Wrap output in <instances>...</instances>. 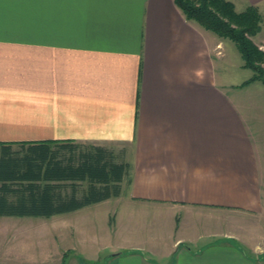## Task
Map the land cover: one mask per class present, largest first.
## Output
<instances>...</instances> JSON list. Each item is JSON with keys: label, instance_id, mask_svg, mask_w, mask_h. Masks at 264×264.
Here are the masks:
<instances>
[{"label": "crops", "instance_id": "0c3cea01", "mask_svg": "<svg viewBox=\"0 0 264 264\" xmlns=\"http://www.w3.org/2000/svg\"><path fill=\"white\" fill-rule=\"evenodd\" d=\"M227 40L174 0H0V143L100 145L128 164L119 196L52 217L63 239L127 197L117 229L136 239L69 264H264V83L241 86ZM1 217L0 264H31L14 251L32 222Z\"/></svg>", "mask_w": 264, "mask_h": 264}, {"label": "trees", "instance_id": "16d2710c", "mask_svg": "<svg viewBox=\"0 0 264 264\" xmlns=\"http://www.w3.org/2000/svg\"><path fill=\"white\" fill-rule=\"evenodd\" d=\"M174 2L188 21L235 44L243 67L253 72L241 86L256 80L264 83V50L250 38L260 30L261 15L256 6L238 12L229 0ZM20 146L23 153L14 152L11 144L0 143V217L49 218L121 193L128 164L117 161L110 148L63 141Z\"/></svg>", "mask_w": 264, "mask_h": 264}, {"label": "rangeland", "instance_id": "374dc122", "mask_svg": "<svg viewBox=\"0 0 264 264\" xmlns=\"http://www.w3.org/2000/svg\"><path fill=\"white\" fill-rule=\"evenodd\" d=\"M237 9L236 11L239 12L240 5L239 0H237ZM259 10V9H258ZM261 20L259 22L260 24V30L253 36H251V40L254 42V44L260 49L264 50V9L260 12ZM228 45V56L231 57V60H233L234 57L231 56V53H235L239 58V61L242 58L239 55V52L235 46V44L227 40ZM236 62V58H235ZM264 67V64H262ZM234 66L230 65L229 70H232ZM237 67H235L236 71ZM253 72L249 69L240 68V71L238 75L240 76V80H244L249 78ZM260 86L261 84H256ZM261 87V86H260ZM264 88V87H263ZM80 149V148H76ZM116 149V148H115ZM12 150L14 152H20L23 153L24 148H22L19 145L12 146ZM117 150V149H116ZM128 198L122 197L120 199H111L107 202H103L100 204H97L95 206H92L89 210H86L87 216L90 217L91 221L85 220V221H79L80 228L73 229V224H77L75 221L72 220L70 222V227H63L65 236L63 239H60V221L56 218H53L52 216L49 218H43V217H14L19 219H25L30 220L32 222V228L31 230V239H30V245H16V250L14 253L16 254H23L28 253L31 256V264H36V258L46 255V260L48 261L46 264H53V261L57 262L58 264H61L63 258H65V264L76 263L75 260H79L81 258L83 260V256L81 255L79 249L83 246H89V245H95L96 247H103L106 244H116L122 242V238L128 236L131 239H136L135 232H127L126 236H124V231L122 232L120 229H117V223L118 220H120V215L124 213L125 208L128 206ZM60 217V216H59ZM2 219H5L1 217ZM60 219V218H59ZM49 221V224L45 225L43 222ZM47 223V222H46ZM228 222L226 221L223 228H226L228 226ZM109 229V230H108ZM264 229V227H263ZM61 230V231H62ZM59 231V232H58ZM264 231V230H263ZM134 234V235H133ZM141 234V233H140ZM139 236V235H138ZM142 240L146 243H144L143 246L148 245V233L146 232V236L142 237V234L140 235V243L142 245ZM4 247H6L4 245ZM58 250H63L61 252L67 251V254L65 257L64 253L61 254L59 257ZM146 253V252H145ZM0 254V260L5 259L7 253ZM148 256V253L145 254ZM100 258L102 259H108V251L104 249L101 254ZM55 259V260H54ZM80 259V260H81ZM160 262H166V259H162L161 257H157ZM35 262V263H34ZM39 262V261H38ZM115 263V262H114ZM113 263V264H114ZM91 264H99V263H91Z\"/></svg>", "mask_w": 264, "mask_h": 264}]
</instances>
